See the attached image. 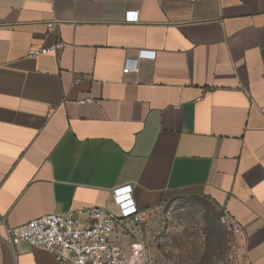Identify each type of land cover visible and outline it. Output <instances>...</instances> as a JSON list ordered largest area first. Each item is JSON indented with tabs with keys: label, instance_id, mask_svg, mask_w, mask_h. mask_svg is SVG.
<instances>
[{
	"label": "crops",
	"instance_id": "obj_1",
	"mask_svg": "<svg viewBox=\"0 0 264 264\" xmlns=\"http://www.w3.org/2000/svg\"><path fill=\"white\" fill-rule=\"evenodd\" d=\"M186 191L242 225L239 264H264V0H0L7 225L94 206L118 214L122 193L148 219ZM144 221L115 227L127 256L146 257ZM0 264L65 263L0 240Z\"/></svg>",
	"mask_w": 264,
	"mask_h": 264
},
{
	"label": "built area",
	"instance_id": "obj_2",
	"mask_svg": "<svg viewBox=\"0 0 264 264\" xmlns=\"http://www.w3.org/2000/svg\"><path fill=\"white\" fill-rule=\"evenodd\" d=\"M125 20L136 21L137 14L127 11ZM61 45L56 43L31 50L28 55L46 53ZM127 69L124 67L123 71ZM82 102L91 103L92 98L87 97ZM116 205L118 214L94 206L49 213L16 226L7 225L4 216L0 214V227L4 232L0 240L9 247L26 243L51 253L59 263L65 264H154L143 255L141 248L133 247L131 256H127L112 237L122 219L138 225L148 217L149 212L139 208L128 193H122ZM219 209L232 236L241 234L242 225L225 216L224 211Z\"/></svg>",
	"mask_w": 264,
	"mask_h": 264
},
{
	"label": "rangeland",
	"instance_id": "obj_3",
	"mask_svg": "<svg viewBox=\"0 0 264 264\" xmlns=\"http://www.w3.org/2000/svg\"><path fill=\"white\" fill-rule=\"evenodd\" d=\"M232 237L201 191L168 197L141 225V245L154 264H239Z\"/></svg>",
	"mask_w": 264,
	"mask_h": 264
}]
</instances>
